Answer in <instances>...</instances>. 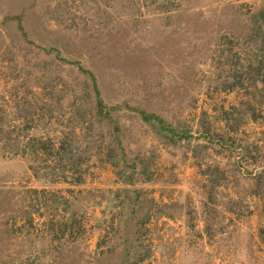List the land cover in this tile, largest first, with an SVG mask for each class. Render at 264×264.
<instances>
[{
	"label": "rangeland",
	"instance_id": "rangeland-1",
	"mask_svg": "<svg viewBox=\"0 0 264 264\" xmlns=\"http://www.w3.org/2000/svg\"><path fill=\"white\" fill-rule=\"evenodd\" d=\"M0 264H264V0H0Z\"/></svg>",
	"mask_w": 264,
	"mask_h": 264
},
{
	"label": "trees",
	"instance_id": "trees-1",
	"mask_svg": "<svg viewBox=\"0 0 264 264\" xmlns=\"http://www.w3.org/2000/svg\"><path fill=\"white\" fill-rule=\"evenodd\" d=\"M85 73H89V75L91 76V88H90V92L92 94V96L94 97V108H95V117L100 118V120H110L113 125L115 126V128H111V132L110 135L113 137L112 139L115 141L118 137V135L116 134V119H112L111 117L107 116L109 115V111H108V106L107 104L104 102L103 97H102V91L100 88V84L98 83V80L96 78V76L94 74H90V71L85 70ZM227 112V111H226ZM225 112V113H226ZM142 115L144 117V119L149 120L152 119L153 120H157L158 124L160 127H169L167 129H169V131H171V133L173 134L171 136V138L174 137H178V128L176 126H173L172 124H167L164 125V123H166V121L164 119H161V117H159L158 115L154 114V113H147L144 110H142ZM73 129V128H72ZM177 130V131H176ZM73 137V136H71ZM71 137L69 136L68 132H64V136L63 139L61 140V142L59 143V146H57V148L54 150L53 152V163H56L58 160H64L66 163H69L72 161L73 165H67L64 167L68 168V169H78V165L79 163H81V161L79 160L78 157H76V159L74 158V154L72 152V148L69 147V143L71 142ZM112 139H110V142L108 143L107 147L109 149V154H111L112 156H115L114 158H112L116 164H119L123 161H125V157H126V153L125 150L122 149L121 147L118 148V146H115V144L112 142ZM118 151L120 153L115 154V152ZM74 160H73V159ZM134 159L136 161H140L141 158H139V156H135ZM69 160V161H68ZM121 160V162H119ZM135 160H133L130 164H131V171H128L127 173V178L125 180V182L127 181H132V177L134 174H138V162L135 163ZM62 167V166H61ZM77 171V170H75ZM79 171V170H78ZM76 182H80L81 181V175L78 176V178H76Z\"/></svg>",
	"mask_w": 264,
	"mask_h": 264
}]
</instances>
